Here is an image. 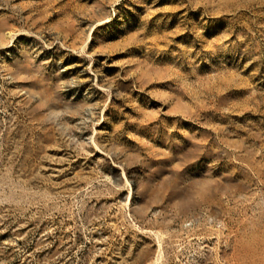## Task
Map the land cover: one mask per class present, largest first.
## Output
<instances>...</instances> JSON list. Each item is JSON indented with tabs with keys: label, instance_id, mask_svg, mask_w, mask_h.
I'll list each match as a JSON object with an SVG mask.
<instances>
[{
	"label": "rangeland",
	"instance_id": "obj_1",
	"mask_svg": "<svg viewBox=\"0 0 264 264\" xmlns=\"http://www.w3.org/2000/svg\"><path fill=\"white\" fill-rule=\"evenodd\" d=\"M0 264H264V0H0Z\"/></svg>",
	"mask_w": 264,
	"mask_h": 264
}]
</instances>
